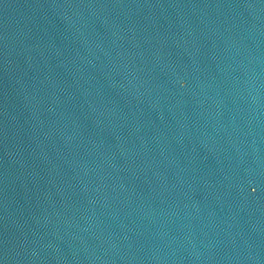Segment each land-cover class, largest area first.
I'll return each instance as SVG.
<instances>
[{"label": "water", "instance_id": "1", "mask_svg": "<svg viewBox=\"0 0 264 264\" xmlns=\"http://www.w3.org/2000/svg\"><path fill=\"white\" fill-rule=\"evenodd\" d=\"M0 264H264V0H0Z\"/></svg>", "mask_w": 264, "mask_h": 264}]
</instances>
